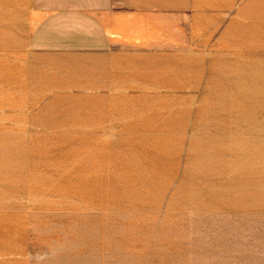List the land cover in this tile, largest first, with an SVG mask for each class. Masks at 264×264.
<instances>
[{
	"label": "rangeland",
	"instance_id": "obj_1",
	"mask_svg": "<svg viewBox=\"0 0 264 264\" xmlns=\"http://www.w3.org/2000/svg\"><path fill=\"white\" fill-rule=\"evenodd\" d=\"M14 1L0 0V18L21 9L25 0ZM163 1L166 7L181 9L183 41L166 47L164 58L149 61L141 78L149 84H135L144 91L123 104L130 108L29 107L47 104L20 79L22 63L30 57H16L24 52L22 46L0 44V161L6 159L16 168L0 179L17 178L5 190L0 188V264H131L105 248L118 240L125 221L136 216L145 218L141 226L150 242L158 237L184 245L197 240L194 252L184 254L187 264H264V57H241L228 47L242 43L240 11L245 0L230 5L229 0ZM13 24L0 20V27ZM10 37L9 31L0 30V39ZM148 124L159 133L149 134ZM34 138L98 140L113 147L122 140L151 139L153 150L173 170L155 202L159 209L116 214L103 208L67 211L52 205L63 197L33 186L26 173L35 169L26 163L18 168L19 160L29 158L9 149L12 140L26 143ZM53 157L59 165L46 170L52 176L66 171L62 168L68 158L83 161L86 173L105 171L102 178L119 180L129 171L144 176L136 164L141 156L132 152ZM102 159L133 163L106 169ZM134 182L111 186L123 195L124 186L139 189ZM7 190H12V198ZM134 201L129 207L149 206ZM168 215L173 223L163 220ZM158 251L163 249L153 254Z\"/></svg>",
	"mask_w": 264,
	"mask_h": 264
},
{
	"label": "crops",
	"instance_id": "obj_2",
	"mask_svg": "<svg viewBox=\"0 0 264 264\" xmlns=\"http://www.w3.org/2000/svg\"><path fill=\"white\" fill-rule=\"evenodd\" d=\"M163 2L25 0L21 9L4 14L0 20L14 24L0 27L11 36L0 44L23 47L16 57L30 58L22 63V84L46 99V105L29 107L130 108L123 104L144 91L135 84H149L141 79L149 61L164 58L166 47L183 41L180 7Z\"/></svg>",
	"mask_w": 264,
	"mask_h": 264
},
{
	"label": "bare ground",
	"instance_id": "obj_3",
	"mask_svg": "<svg viewBox=\"0 0 264 264\" xmlns=\"http://www.w3.org/2000/svg\"><path fill=\"white\" fill-rule=\"evenodd\" d=\"M232 1L233 0H229L228 4H232ZM240 13L242 15V21L240 22V37L242 43L231 44L228 47L232 51L234 50L238 52V54L241 53V57H264V0H245ZM235 35L237 36V33ZM0 70H2V68H0ZM171 117L174 118V116ZM148 123H151V120ZM150 125L151 124H148L146 126L149 128V134H151L153 130L154 133H159L158 130L150 127ZM20 141L21 140L19 139L12 140L9 146V149L12 152H16L18 157L26 155L29 158L26 159L25 162L19 160L18 168H23V164L21 163H26L28 168L33 167L35 171L29 170L26 173L29 181L32 182L33 186L36 185V187L46 190L55 196L58 195L63 197L61 198L62 202H56L52 205H59V207L64 208L67 211L103 208L112 212L114 210L116 214L117 212L135 214L144 211L154 212L155 210L159 209L158 206H155V202L159 200L158 198H160V193L165 191L166 186L169 184V178L167 177L169 176L171 180V173L173 170H170L169 161L167 165V160L164 161V158L156 153L155 150H153V146L151 147V139L145 140L147 143L143 142L142 138L137 140H122L118 141V146L115 145L114 147L110 146L109 143H103L102 141L98 140H48L34 138L27 140L26 143ZM148 144L149 146H147ZM3 148L8 149L7 146H3ZM117 151L132 152L140 155L141 159L138 160L136 164L139 165V169H141L144 176L138 177L137 174H132L134 171H129L126 174L125 172L121 171L120 167V171L125 173L121 176V179L116 180L102 178V174L105 171H99L97 174L93 172V174L86 173V169L81 168V166H84L85 163L79 159L77 161L73 160L74 158H68L64 161V167L62 169L66 167L65 172L53 173L54 176L46 172V170H49L52 168V166L56 167L59 165L58 160L53 157L58 154L73 155L77 153H97L99 155H105L116 153ZM132 163L133 162L127 161L125 159L121 161L102 159L101 165L106 166L105 168L107 169L112 165L126 166L127 164ZM93 164L94 163H92V165ZM14 166L15 165L11 164V162H7L6 159L1 160L0 174L4 176L5 174L10 173L12 170L16 169ZM24 174L25 172L23 175ZM16 180V177H12L11 180L0 179V188L5 190V186H7L6 184L8 182L13 183ZM124 181H135L134 184L137 183L139 185V189L136 185H134L133 188L130 185H127L124 186L126 188L121 190V192L124 194L119 195L118 193L120 192L113 189L111 183L117 182L118 184L123 185ZM89 182H95L97 187H92ZM56 183H58L57 186H55ZM62 183L64 188L61 186ZM46 185H52L54 187H46ZM11 191L7 190V194L8 197L12 198L13 193ZM191 191L192 190H190V192ZM74 200H79V204ZM134 200H144V202H146L149 206H142L140 208L129 207V202H137ZM166 214H168V212H166ZM168 216L169 217H163V220L171 221L173 223V219H167L171 218L170 215ZM144 219L136 216L131 220L125 221L126 224L123 226L118 240L113 242L111 245H107L105 249L109 252H112L111 250L113 249L115 252L112 253L124 255L128 258V260L125 261L131 264H171L175 261L176 263L178 262V264H187L190 262L188 259L184 258V254L194 252V247L196 246L197 240L184 245L176 242V240H174L175 238L158 237L156 240H151L150 242L148 236L144 235L146 229L141 226ZM137 220L140 222V227L138 228H136ZM156 248L163 249V251H158V254L155 255L153 253Z\"/></svg>",
	"mask_w": 264,
	"mask_h": 264
}]
</instances>
